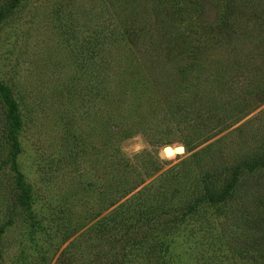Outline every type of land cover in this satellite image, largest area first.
<instances>
[{
    "label": "rangeland",
    "instance_id": "obj_1",
    "mask_svg": "<svg viewBox=\"0 0 264 264\" xmlns=\"http://www.w3.org/2000/svg\"><path fill=\"white\" fill-rule=\"evenodd\" d=\"M0 85V264H264V0H0Z\"/></svg>",
    "mask_w": 264,
    "mask_h": 264
},
{
    "label": "trees",
    "instance_id": "obj_2",
    "mask_svg": "<svg viewBox=\"0 0 264 264\" xmlns=\"http://www.w3.org/2000/svg\"><path fill=\"white\" fill-rule=\"evenodd\" d=\"M0 91L2 92V97L4 99V101L6 102L7 104V108H8V115H9V119H10V130L13 132L14 131V128L16 126V118H15V115H14V104L12 102V100L9 98L8 96V93L6 92V89L0 85ZM254 163V162H252ZM262 165H264L263 162H261ZM221 194H215L213 195V193L207 191L204 196H202V199H206L207 202H217L219 200H221ZM25 199V198H23ZM23 202V201H21Z\"/></svg>",
    "mask_w": 264,
    "mask_h": 264
},
{
    "label": "bare ground",
    "instance_id": "obj_3",
    "mask_svg": "<svg viewBox=\"0 0 264 264\" xmlns=\"http://www.w3.org/2000/svg\"><path fill=\"white\" fill-rule=\"evenodd\" d=\"M166 148H167V150H168V153H167V154H169V153H170L169 146H166ZM180 151H181V149L175 150L174 147H173V152H175V153H179ZM164 155H166V154H164Z\"/></svg>",
    "mask_w": 264,
    "mask_h": 264
},
{
    "label": "water",
    "instance_id": "obj_4",
    "mask_svg": "<svg viewBox=\"0 0 264 264\" xmlns=\"http://www.w3.org/2000/svg\"><path fill=\"white\" fill-rule=\"evenodd\" d=\"M174 149H175V150H178V149H180V148H174ZM162 153H163V154H167V153H168V150H167L166 146L162 148Z\"/></svg>",
    "mask_w": 264,
    "mask_h": 264
}]
</instances>
